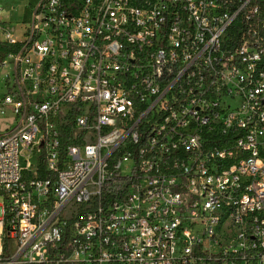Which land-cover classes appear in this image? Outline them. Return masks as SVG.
<instances>
[{"label": "built area", "instance_id": "built-area-1", "mask_svg": "<svg viewBox=\"0 0 264 264\" xmlns=\"http://www.w3.org/2000/svg\"><path fill=\"white\" fill-rule=\"evenodd\" d=\"M27 9L0 20V264H264V0Z\"/></svg>", "mask_w": 264, "mask_h": 264}, {"label": "rangeland", "instance_id": "rangeland-1", "mask_svg": "<svg viewBox=\"0 0 264 264\" xmlns=\"http://www.w3.org/2000/svg\"><path fill=\"white\" fill-rule=\"evenodd\" d=\"M38 0H0V20L16 24L22 19L28 21V6H34ZM15 7L14 10L12 8Z\"/></svg>", "mask_w": 264, "mask_h": 264}]
</instances>
